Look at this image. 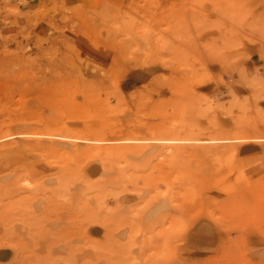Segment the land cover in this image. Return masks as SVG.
<instances>
[{
    "label": "rangeland",
    "instance_id": "1",
    "mask_svg": "<svg viewBox=\"0 0 264 264\" xmlns=\"http://www.w3.org/2000/svg\"><path fill=\"white\" fill-rule=\"evenodd\" d=\"M0 264H264V0H0Z\"/></svg>",
    "mask_w": 264,
    "mask_h": 264
}]
</instances>
